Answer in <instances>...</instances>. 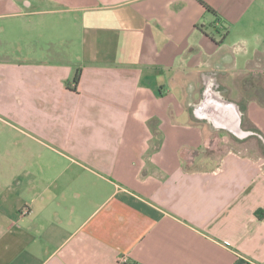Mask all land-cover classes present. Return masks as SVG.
Instances as JSON below:
<instances>
[{
  "label": "crops",
  "instance_id": "obj_1",
  "mask_svg": "<svg viewBox=\"0 0 264 264\" xmlns=\"http://www.w3.org/2000/svg\"><path fill=\"white\" fill-rule=\"evenodd\" d=\"M203 1L0 0V40L80 49V146L0 169V264H264V0Z\"/></svg>",
  "mask_w": 264,
  "mask_h": 264
},
{
  "label": "rangeland",
  "instance_id": "obj_2",
  "mask_svg": "<svg viewBox=\"0 0 264 264\" xmlns=\"http://www.w3.org/2000/svg\"><path fill=\"white\" fill-rule=\"evenodd\" d=\"M73 44L0 40V169L34 168L55 154H75L80 146L78 133L65 123L71 98L63 90L80 66L76 58L80 49ZM244 127L249 124L244 122ZM229 138V144L219 142L215 151L239 146ZM250 141L240 140V146L261 153Z\"/></svg>",
  "mask_w": 264,
  "mask_h": 264
},
{
  "label": "trees",
  "instance_id": "obj_3",
  "mask_svg": "<svg viewBox=\"0 0 264 264\" xmlns=\"http://www.w3.org/2000/svg\"><path fill=\"white\" fill-rule=\"evenodd\" d=\"M207 10L209 11H212V12H215L214 9H212L208 4H206L203 0H198ZM79 73H80V68H77L75 73H74V76L72 78V82L74 84H76L78 82V79H79Z\"/></svg>",
  "mask_w": 264,
  "mask_h": 264
},
{
  "label": "built area",
  "instance_id": "obj_4",
  "mask_svg": "<svg viewBox=\"0 0 264 264\" xmlns=\"http://www.w3.org/2000/svg\"><path fill=\"white\" fill-rule=\"evenodd\" d=\"M119 262L123 263V264H126L127 258L126 257H121V258H119Z\"/></svg>",
  "mask_w": 264,
  "mask_h": 264
}]
</instances>
